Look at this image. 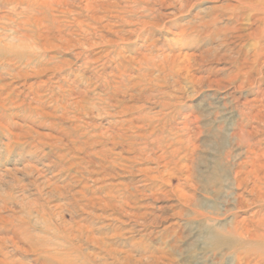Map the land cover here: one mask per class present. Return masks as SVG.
I'll use <instances>...</instances> for the list:
<instances>
[{
  "label": "rangeland",
  "instance_id": "rangeland-1",
  "mask_svg": "<svg viewBox=\"0 0 264 264\" xmlns=\"http://www.w3.org/2000/svg\"><path fill=\"white\" fill-rule=\"evenodd\" d=\"M262 9L0 0V264H235L216 232L264 233Z\"/></svg>",
  "mask_w": 264,
  "mask_h": 264
},
{
  "label": "bare ground",
  "instance_id": "bare-ground-1",
  "mask_svg": "<svg viewBox=\"0 0 264 264\" xmlns=\"http://www.w3.org/2000/svg\"><path fill=\"white\" fill-rule=\"evenodd\" d=\"M255 201L258 202L257 205H259V208L263 207L264 195L262 194V196H260V198ZM260 213L261 209H259V211L254 214V217L258 218ZM262 219H264V216L260 219L261 221L259 220L260 223L264 225V220ZM249 229H246V231H244L243 226L235 224V226L230 227L228 230L224 231V233L216 232V240H218L217 243L221 240V244L214 243V250L217 252L219 250H222L223 248L226 253L231 254L232 257L235 256V264H258L259 260L258 262H256L255 259H252V256H257L260 258V261H264V233L261 235L252 234Z\"/></svg>",
  "mask_w": 264,
  "mask_h": 264
}]
</instances>
